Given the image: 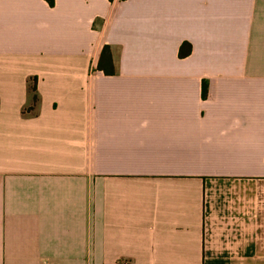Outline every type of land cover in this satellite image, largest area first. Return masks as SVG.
<instances>
[{"label":"crops","instance_id":"obj_1","mask_svg":"<svg viewBox=\"0 0 264 264\" xmlns=\"http://www.w3.org/2000/svg\"><path fill=\"white\" fill-rule=\"evenodd\" d=\"M43 263L264 264V0H0V264Z\"/></svg>","mask_w":264,"mask_h":264},{"label":"trees","instance_id":"obj_2","mask_svg":"<svg viewBox=\"0 0 264 264\" xmlns=\"http://www.w3.org/2000/svg\"><path fill=\"white\" fill-rule=\"evenodd\" d=\"M50 7H54L56 0H45ZM192 52V46L189 43H184L180 49V58L188 57ZM98 70L102 71L105 75L112 76L115 75V64L112 57V52L109 46L104 47L100 62L98 65ZM35 91V89H34ZM207 96V88L204 89V97ZM34 100H37V97H34Z\"/></svg>","mask_w":264,"mask_h":264},{"label":"built area","instance_id":"obj_3","mask_svg":"<svg viewBox=\"0 0 264 264\" xmlns=\"http://www.w3.org/2000/svg\"><path fill=\"white\" fill-rule=\"evenodd\" d=\"M43 264H47V263H43ZM123 264H128V263H123Z\"/></svg>","mask_w":264,"mask_h":264}]
</instances>
